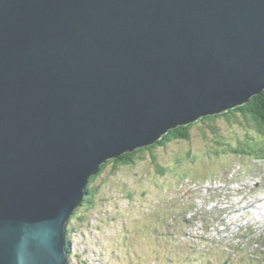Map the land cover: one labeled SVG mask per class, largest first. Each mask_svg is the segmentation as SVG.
Instances as JSON below:
<instances>
[{"label":"water","instance_id":"1","mask_svg":"<svg viewBox=\"0 0 264 264\" xmlns=\"http://www.w3.org/2000/svg\"><path fill=\"white\" fill-rule=\"evenodd\" d=\"M264 91V0H0V264H68L107 160Z\"/></svg>","mask_w":264,"mask_h":264},{"label":"rangeland","instance_id":"2","mask_svg":"<svg viewBox=\"0 0 264 264\" xmlns=\"http://www.w3.org/2000/svg\"><path fill=\"white\" fill-rule=\"evenodd\" d=\"M226 113L199 118L189 141L145 151L135 165H108L90 185L95 196L83 187L63 230L69 264H264V219L249 215L264 207V160L216 142L234 145L247 130Z\"/></svg>","mask_w":264,"mask_h":264},{"label":"trees","instance_id":"3","mask_svg":"<svg viewBox=\"0 0 264 264\" xmlns=\"http://www.w3.org/2000/svg\"><path fill=\"white\" fill-rule=\"evenodd\" d=\"M218 117L219 116L217 115L206 116L202 118V121L203 122L208 120L214 121ZM225 119L230 124L233 123L239 125L243 124L244 126H247V130L243 136L237 137L236 144L234 145L230 144L229 142H226L225 144L220 141H216V142L226 146H235V148H231V150L234 149V153H238L240 155H257L254 156L253 158L263 161L264 160V91L260 95L253 97L246 105L228 111L225 114ZM191 130H192V124L187 126H180L176 129H172L169 133L165 135V137H163V139H160L157 142H154L147 146H143L141 148H137L133 152L125 153L117 158H112L107 160L105 163L102 164L98 174L92 177L89 185L87 186L86 190L90 193V197L95 196V192L91 190L90 185L94 183V181L103 174V172L106 170L108 165L112 164L115 171L118 170L120 166L135 165L139 161L143 160L144 157L141 155V153L145 151L153 153L156 148H165L174 141H189L191 139ZM215 134L218 137L221 136L218 135L219 134L218 129L215 130ZM182 161H183L182 158H178L175 160L177 166L178 165L182 166L183 164ZM160 170L163 174H166L168 170H173V169L160 167ZM172 172L174 173L175 170H173ZM90 202H92L91 199ZM70 254L71 253L69 246L68 258L70 257Z\"/></svg>","mask_w":264,"mask_h":264},{"label":"clouds","instance_id":"4","mask_svg":"<svg viewBox=\"0 0 264 264\" xmlns=\"http://www.w3.org/2000/svg\"><path fill=\"white\" fill-rule=\"evenodd\" d=\"M67 255H68V253H67ZM67 263L69 264V258H67Z\"/></svg>","mask_w":264,"mask_h":264},{"label":"bare ground","instance_id":"5","mask_svg":"<svg viewBox=\"0 0 264 264\" xmlns=\"http://www.w3.org/2000/svg\"><path fill=\"white\" fill-rule=\"evenodd\" d=\"M263 201H264V199H263ZM263 217H264V214H263ZM212 242V241H211Z\"/></svg>","mask_w":264,"mask_h":264}]
</instances>
